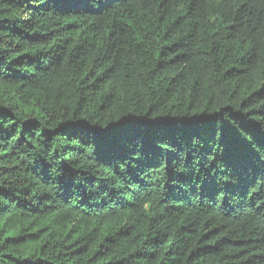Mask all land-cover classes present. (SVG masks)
Here are the masks:
<instances>
[{
    "label": "trees",
    "instance_id": "obj_1",
    "mask_svg": "<svg viewBox=\"0 0 264 264\" xmlns=\"http://www.w3.org/2000/svg\"><path fill=\"white\" fill-rule=\"evenodd\" d=\"M0 264H264V0H0Z\"/></svg>",
    "mask_w": 264,
    "mask_h": 264
}]
</instances>
